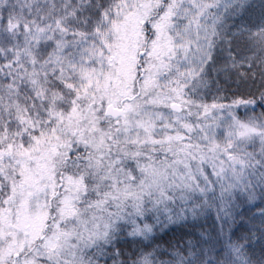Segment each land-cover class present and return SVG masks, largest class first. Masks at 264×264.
<instances>
[{"label": "snow or ice", "instance_id": "obj_1", "mask_svg": "<svg viewBox=\"0 0 264 264\" xmlns=\"http://www.w3.org/2000/svg\"><path fill=\"white\" fill-rule=\"evenodd\" d=\"M250 245L264 0H0V264H254Z\"/></svg>", "mask_w": 264, "mask_h": 264}, {"label": "trees", "instance_id": "obj_2", "mask_svg": "<svg viewBox=\"0 0 264 264\" xmlns=\"http://www.w3.org/2000/svg\"><path fill=\"white\" fill-rule=\"evenodd\" d=\"M261 207L258 206H245L242 208L240 213V218L237 221L234 231H244L249 227V225L253 222L258 223L259 222V213L261 211ZM202 227L205 230H215L218 228V222L215 220V216L210 215L207 217L206 221L202 223ZM190 229L188 228H179L177 227L175 230L170 231L168 234L165 235V240L179 238L182 234L189 232ZM254 247V255L250 254L252 256L254 264H260L261 260H264V252L261 251L259 247H255L254 245H250Z\"/></svg>", "mask_w": 264, "mask_h": 264}]
</instances>
